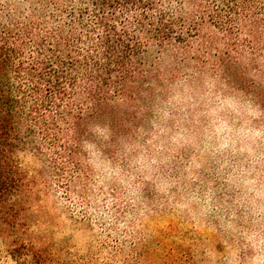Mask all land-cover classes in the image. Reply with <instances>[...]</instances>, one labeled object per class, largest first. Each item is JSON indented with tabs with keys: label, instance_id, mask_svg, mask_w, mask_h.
Instances as JSON below:
<instances>
[{
	"label": "trees",
	"instance_id": "16d2710c",
	"mask_svg": "<svg viewBox=\"0 0 264 264\" xmlns=\"http://www.w3.org/2000/svg\"><path fill=\"white\" fill-rule=\"evenodd\" d=\"M201 2L194 4L200 16L188 14L183 0L0 8V235L12 239V255L30 256L20 232L27 227L26 193L37 192L38 182L25 158H48L59 175L60 159L81 171L79 141L89 123L110 111L114 95L146 101L165 79L166 58L173 71L211 62L225 81L264 102L242 62L258 69L264 0H212L209 8Z\"/></svg>",
	"mask_w": 264,
	"mask_h": 264
},
{
	"label": "clouds",
	"instance_id": "9594fccd",
	"mask_svg": "<svg viewBox=\"0 0 264 264\" xmlns=\"http://www.w3.org/2000/svg\"><path fill=\"white\" fill-rule=\"evenodd\" d=\"M248 75L264 87V67ZM107 105L79 141L93 178L129 207L148 202L185 221L203 237L195 264H264V104L256 95L209 62L163 79L146 101L114 95Z\"/></svg>",
	"mask_w": 264,
	"mask_h": 264
},
{
	"label": "rangeland",
	"instance_id": "374dc122",
	"mask_svg": "<svg viewBox=\"0 0 264 264\" xmlns=\"http://www.w3.org/2000/svg\"><path fill=\"white\" fill-rule=\"evenodd\" d=\"M43 1L0 0V8L11 11L16 6L20 12H29L33 4ZM70 1L77 6L85 2ZM163 1L170 6L178 2ZM183 1L188 14L200 16L194 5L198 0ZM201 3L209 8L212 0ZM216 30L215 34L221 37L220 30ZM226 48L225 45L222 49ZM257 59V70L242 60L248 73L264 67V49ZM172 60L169 57L160 64L163 78L183 69L171 70ZM191 66L196 65L192 62ZM248 80L252 81L249 77ZM256 87L264 92V87ZM23 165L38 182L37 192L26 193L27 227L20 232L30 256L25 261L18 253L16 257L12 255V239L0 235V264H195L194 247L203 237L167 208L148 202L129 207L113 186L94 179L83 163L82 170L76 172L60 159L63 175L50 168L48 158H25ZM216 247L219 249L220 245Z\"/></svg>",
	"mask_w": 264,
	"mask_h": 264
}]
</instances>
